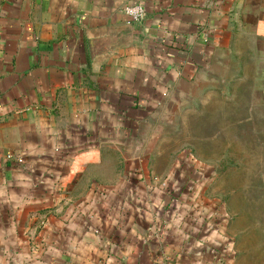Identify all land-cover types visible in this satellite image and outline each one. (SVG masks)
<instances>
[{
	"label": "crops",
	"instance_id": "crops-1",
	"mask_svg": "<svg viewBox=\"0 0 264 264\" xmlns=\"http://www.w3.org/2000/svg\"><path fill=\"white\" fill-rule=\"evenodd\" d=\"M188 85L264 99V0H0V264H226L155 163Z\"/></svg>",
	"mask_w": 264,
	"mask_h": 264
},
{
	"label": "rangeland",
	"instance_id": "rangeland-1",
	"mask_svg": "<svg viewBox=\"0 0 264 264\" xmlns=\"http://www.w3.org/2000/svg\"><path fill=\"white\" fill-rule=\"evenodd\" d=\"M223 88L196 99L188 85L186 98L176 93L158 104L155 123L163 130L155 163L163 170L190 168L199 188L187 195H196V217L212 222L228 241L226 264H264V99L256 93L246 100L242 91Z\"/></svg>",
	"mask_w": 264,
	"mask_h": 264
},
{
	"label": "built area",
	"instance_id": "built-area-1",
	"mask_svg": "<svg viewBox=\"0 0 264 264\" xmlns=\"http://www.w3.org/2000/svg\"><path fill=\"white\" fill-rule=\"evenodd\" d=\"M124 11L136 20L142 19L146 14L145 6L139 2H127Z\"/></svg>",
	"mask_w": 264,
	"mask_h": 264
}]
</instances>
